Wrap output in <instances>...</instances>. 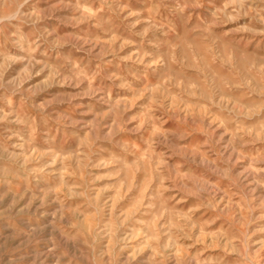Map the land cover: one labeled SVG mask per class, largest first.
<instances>
[{"label":"rangeland","instance_id":"1","mask_svg":"<svg viewBox=\"0 0 264 264\" xmlns=\"http://www.w3.org/2000/svg\"><path fill=\"white\" fill-rule=\"evenodd\" d=\"M0 264H264V0H0Z\"/></svg>","mask_w":264,"mask_h":264}]
</instances>
